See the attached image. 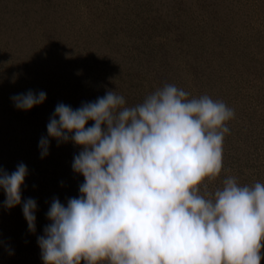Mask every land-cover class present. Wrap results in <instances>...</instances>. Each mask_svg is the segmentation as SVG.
I'll list each match as a JSON object with an SVG mask.
<instances>
[{"label": "rangeland", "instance_id": "374dc122", "mask_svg": "<svg viewBox=\"0 0 264 264\" xmlns=\"http://www.w3.org/2000/svg\"><path fill=\"white\" fill-rule=\"evenodd\" d=\"M164 84L234 110L209 190L229 176L264 183V0H0V167L24 163L22 200L37 202L33 233L20 205L2 207L0 189V264H43L37 237L52 200L80 195L84 177L72 162L81 146L50 138L40 156L55 106L115 90L131 107ZM28 90L46 100L15 108L10 97Z\"/></svg>", "mask_w": 264, "mask_h": 264}, {"label": "clouds", "instance_id": "9594fccd", "mask_svg": "<svg viewBox=\"0 0 264 264\" xmlns=\"http://www.w3.org/2000/svg\"><path fill=\"white\" fill-rule=\"evenodd\" d=\"M46 96L28 90L10 99L27 111ZM234 116L222 100L190 98L175 84L131 107L115 90L75 109L58 103L40 156L50 138L81 146L72 170L84 182L66 205L52 200L37 237L43 264H261L264 183L232 176L214 190L203 183L221 173ZM27 175L24 163L11 173L0 167L2 207L20 205L34 233L37 202L22 200Z\"/></svg>", "mask_w": 264, "mask_h": 264}]
</instances>
